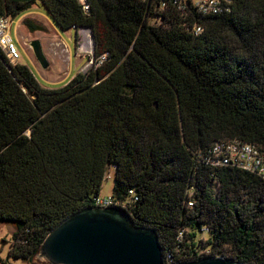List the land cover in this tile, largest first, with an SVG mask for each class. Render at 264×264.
Returning <instances> with one entry per match:
<instances>
[{
	"label": "trees",
	"instance_id": "1",
	"mask_svg": "<svg viewBox=\"0 0 264 264\" xmlns=\"http://www.w3.org/2000/svg\"><path fill=\"white\" fill-rule=\"evenodd\" d=\"M35 1L55 27H87L92 55L106 58L47 87L0 52L6 255L31 261L58 220L93 206L112 166L109 195H136L113 206L154 230L162 257L169 251L174 262L191 260L208 248L264 264V181L196 160L217 139L264 145V0H232L226 13L193 14L202 25L196 35L155 0H84L85 11L79 0H0V13L13 20ZM153 16L160 21L150 23ZM31 24L25 26L35 29ZM203 226L202 241L195 237Z\"/></svg>",
	"mask_w": 264,
	"mask_h": 264
},
{
	"label": "water",
	"instance_id": "2",
	"mask_svg": "<svg viewBox=\"0 0 264 264\" xmlns=\"http://www.w3.org/2000/svg\"><path fill=\"white\" fill-rule=\"evenodd\" d=\"M28 41L34 58L45 67L47 60L37 39ZM156 236L150 226L133 223L118 207L84 205L58 220L34 255L50 264H164ZM172 264L247 263L208 254Z\"/></svg>",
	"mask_w": 264,
	"mask_h": 264
},
{
	"label": "built area",
	"instance_id": "3",
	"mask_svg": "<svg viewBox=\"0 0 264 264\" xmlns=\"http://www.w3.org/2000/svg\"><path fill=\"white\" fill-rule=\"evenodd\" d=\"M83 11L88 9L87 3L84 0H79ZM152 1L153 0H145ZM232 0H155V7L161 10L164 14L174 13L180 19L185 31L196 35L202 30V25L191 19L193 14L198 15H213L223 12H228ZM161 16L150 17V23H158ZM11 19L0 13V52L9 63H13L20 55L13 35L10 33L9 24ZM106 53L101 52L97 56H91L86 60L92 65L100 64ZM196 157L198 162H202L207 167L217 166H233L252 172L255 176L264 181V145L258 146L253 142L241 141L237 138L217 139L209 143L208 147L201 150ZM112 167V166H111ZM113 169V168H112ZM136 199L133 190H127V196L123 200L113 198L110 195L100 196L99 194L93 198L92 204L96 206H123L127 202H132ZM191 205V201H187ZM202 232L207 230L205 226L201 227ZM182 236L181 228L177 230L176 238L179 240ZM208 255V248H199L198 253ZM217 255V254H215ZM218 256V255H217ZM164 264H172V256L169 251L164 252L162 257Z\"/></svg>",
	"mask_w": 264,
	"mask_h": 264
},
{
	"label": "rangeland",
	"instance_id": "4",
	"mask_svg": "<svg viewBox=\"0 0 264 264\" xmlns=\"http://www.w3.org/2000/svg\"><path fill=\"white\" fill-rule=\"evenodd\" d=\"M31 7L34 10H41L42 6L38 1L33 2ZM26 17V23H32L35 29L29 30L22 18ZM9 24L10 33L15 32L17 36V48L20 55L16 62L24 63L31 70L34 78L43 86L55 87L62 80L65 81L76 71H83L85 68L92 66L86 62L92 56L91 38L90 42L85 36L86 31L79 30V35L74 37L73 29L65 30L55 27L52 23V28L49 23L41 16L36 14H21ZM90 37V36H89ZM37 39L40 49L47 60L45 67L39 65L34 58L31 48L28 45V40ZM112 167L105 170L99 186L98 194L100 196L109 195L112 186ZM213 186V185H212ZM11 223L8 221H0V264H50L39 256L34 255L31 261L22 257L12 258L6 255V248L9 241V231ZM205 231H197L195 238H200L202 241L207 237Z\"/></svg>",
	"mask_w": 264,
	"mask_h": 264
},
{
	"label": "crops",
	"instance_id": "5",
	"mask_svg": "<svg viewBox=\"0 0 264 264\" xmlns=\"http://www.w3.org/2000/svg\"><path fill=\"white\" fill-rule=\"evenodd\" d=\"M33 4V3H32ZM31 4V5H32ZM31 13H33V14H36V15H39V16H41V17H43L49 24V26H50V28H52L51 27V22L49 21V19L47 18V16L43 13V12H41V10H34L32 7H30L27 11H25L24 13H22V14H24V16H26L27 14H31ZM12 23V22H11ZM63 29H65V28H63ZM70 29H73L74 31H75V33L77 34V36H80L79 35V30H85L86 31V33H85V36H89V30H88V28L87 27H81V26H76V27H69V28H66L65 30H70ZM88 34V35H87ZM12 35H13V37L15 38L14 40L17 42V36H16V30H15V32H12ZM81 37V36H80ZM18 43V42H17ZM18 63H20V62H18Z\"/></svg>",
	"mask_w": 264,
	"mask_h": 264
}]
</instances>
